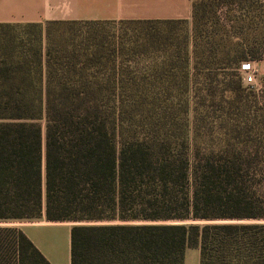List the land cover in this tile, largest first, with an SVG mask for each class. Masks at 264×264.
<instances>
[{"label": "trees", "instance_id": "16d2710c", "mask_svg": "<svg viewBox=\"0 0 264 264\" xmlns=\"http://www.w3.org/2000/svg\"><path fill=\"white\" fill-rule=\"evenodd\" d=\"M118 21L0 22V264H51L35 220L69 264H264V0Z\"/></svg>", "mask_w": 264, "mask_h": 264}, {"label": "crops", "instance_id": "0c3cea01", "mask_svg": "<svg viewBox=\"0 0 264 264\" xmlns=\"http://www.w3.org/2000/svg\"><path fill=\"white\" fill-rule=\"evenodd\" d=\"M190 15L191 0H0L1 23H44L48 20H189ZM7 224L20 228L51 264H59L54 254L56 246H48L50 235L44 230L54 228L62 222L35 220Z\"/></svg>", "mask_w": 264, "mask_h": 264}, {"label": "rangeland", "instance_id": "374dc122", "mask_svg": "<svg viewBox=\"0 0 264 264\" xmlns=\"http://www.w3.org/2000/svg\"><path fill=\"white\" fill-rule=\"evenodd\" d=\"M129 27L126 23L119 21L101 22L97 25L98 31L109 38L120 37ZM255 67L254 82L258 86L260 79L264 76V62L252 63ZM70 223H62L58 226L44 231L49 233L48 246H56L55 259L59 264H68L69 260V228ZM199 252L196 248H187L184 252L183 264H198Z\"/></svg>", "mask_w": 264, "mask_h": 264}, {"label": "built area", "instance_id": "2783aa9c", "mask_svg": "<svg viewBox=\"0 0 264 264\" xmlns=\"http://www.w3.org/2000/svg\"><path fill=\"white\" fill-rule=\"evenodd\" d=\"M240 69L243 72L244 83L247 85H252L254 82V65L250 62H244L241 64Z\"/></svg>", "mask_w": 264, "mask_h": 264}]
</instances>
